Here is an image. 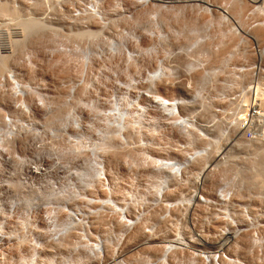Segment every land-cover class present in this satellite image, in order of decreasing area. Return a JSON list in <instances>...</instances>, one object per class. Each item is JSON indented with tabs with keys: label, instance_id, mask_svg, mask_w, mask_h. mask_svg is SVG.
<instances>
[{
	"label": "rangeland",
	"instance_id": "1",
	"mask_svg": "<svg viewBox=\"0 0 264 264\" xmlns=\"http://www.w3.org/2000/svg\"><path fill=\"white\" fill-rule=\"evenodd\" d=\"M69 4L70 0H0V41L8 42L6 50H0V54L12 57L3 62L7 72L0 67V119L3 116L9 118L8 114L21 115L20 110L15 107L13 96L7 91L10 88L13 95L16 94L19 98V104H22L23 100L20 102V99L24 94L22 89L18 88L20 95H17L13 85L14 74L22 83H32L39 92L36 95L42 94L40 97H43L46 90H49L55 97V102L64 104L62 97L66 91L61 80L67 79L69 73L52 66L47 57V50L51 46L59 48L68 34H71L69 37L73 42H77V46L91 48L96 54L101 52L105 59L99 63L107 68L106 72L110 78L101 81L97 77L94 81V74V84L82 88V93H90L95 99L83 97L82 102L72 106L66 104L64 111L82 112L85 115L97 108L105 112L113 111L111 122L117 124L123 123L124 120L126 126L131 121L127 119L126 114H115L113 98L117 93L126 91L120 88V84L140 81L133 85L132 91L133 94L142 95L146 103L152 105L149 109L151 119L139 121L134 129L126 127V143L122 142L121 138L105 139L106 136H111L110 132L101 137L96 132L91 139V143L103 141L100 144L103 150L102 158L115 162L117 166L115 171L105 170V174L110 176L108 178L113 184V201L119 205L125 201L129 204L130 211L126 216L129 225L124 222V215L113 214L108 207L106 183L95 178L94 165L91 162L92 153L89 151L91 143L87 142L88 138L70 146L53 141L58 152L70 155L73 159L72 167L75 171L69 181L57 185L56 189L51 185L41 188L42 195L37 194L35 188H28L27 191L19 187L15 191L10 189L12 195L9 198V206L0 208V227L3 226L4 220H11L21 228V231H14L16 237L25 239L28 236L36 244H43L46 240L44 233L55 229L63 247L49 245L46 251H41L35 248V245H17L13 248L17 262L13 264H25L27 256H31L35 264H57V254L63 256L65 264H100V261L107 263L117 248L126 252L135 246L146 244L149 240L161 243L170 241L171 238L184 239L191 243L192 248L201 249L205 248V241L207 249L212 250L219 248L220 243L225 241H221V235L230 236L229 231L236 229L241 232L231 239L233 243L230 242L228 246L231 244L233 248L228 250V253L249 264H264V139L262 145L240 142L237 145L225 146L227 143L225 144L223 137V130L232 127L238 117V111L243 105L241 101L246 95L245 87L252 86L247 85L251 79L249 74L240 76L239 72L233 69L235 63L242 62V56L238 52L233 54L228 70L211 71L207 80L201 76V72L193 71L203 69L207 64L204 62L205 58L202 60L204 54L198 51L202 46L211 44L214 50L219 48V28L207 27L203 32L194 35V39L198 41L192 47L181 48L178 44L168 50L157 51L161 65L169 77H165L162 82L150 80V83H145V68L153 65L154 52L151 56L146 55L143 63L138 60H126L123 52L126 48H156L157 39L152 38L150 33L142 34L139 30L142 24L150 25L146 21L147 16L158 12L160 19L170 27H161L162 39L171 41L173 33L177 32L176 23L182 21V15L197 18L203 12L198 9L178 8L175 12L182 10L176 17H172L175 12L160 11L157 6H148L136 10L133 17L128 19L122 11L132 9V0H80L82 17L74 19L67 11ZM91 5L103 19L96 16V13L91 14L88 9ZM231 7L232 14L239 18L243 17L247 10L240 2L233 3ZM180 17L181 19L177 20ZM32 19L39 24L33 33L28 30V23ZM190 24L191 21L188 26ZM222 26L224 28V24ZM123 28L136 30L141 36L127 37L122 32ZM183 29L179 40L188 35L186 29ZM82 30H90L92 33L84 37L74 35V32ZM22 36L28 38L26 50L17 48L13 52L12 41ZM237 49H240L239 46ZM211 57L215 59V55L212 54ZM180 58L192 61V67L177 64L176 59ZM151 70L148 68L146 73ZM156 73L162 72L157 70ZM239 77L243 84L235 81ZM176 78L185 83L192 79V85L189 88L185 85H173L171 80ZM117 80L119 84L116 83ZM157 96L166 99L182 96L194 102L188 107L189 110L182 108V112L192 113L194 130L198 135L203 136L209 132L208 136L216 143L208 146L195 136L186 137L179 126L172 125L169 118L161 116L157 111L154 101ZM35 98H28L27 103L34 111L42 112L40 105L43 101L39 102ZM23 110L25 111V108ZM19 121L32 126V122L25 116ZM205 124L206 131L202 126ZM44 125L45 122L41 121L37 130L44 132ZM15 129L16 132L19 131L18 127ZM233 136L234 134L231 138ZM48 138L52 139L51 134H48ZM16 141L17 135L13 133L12 139L7 141L10 153L3 159L12 165L23 167L12 155L13 152L20 155ZM204 146L208 148L206 161L211 164L199 161L197 157L193 161L190 160L184 180L176 178L168 167L156 164L157 159L180 160L181 162L176 161L172 166L176 165L174 169L183 171L186 154ZM210 166L212 167L205 181L198 183L195 171L201 168L198 176L202 177ZM78 170L81 171V178L76 176ZM116 172L119 173V179L116 178ZM13 179L24 182L19 176ZM196 190L213 203L208 209L202 208V214H192L189 208L192 194ZM219 194H223L226 199H220ZM45 203L48 204L42 207ZM26 208L30 210L28 214L23 213ZM73 209L82 211L76 214L65 211ZM95 245L101 247L100 252L104 253V260L99 258L100 253ZM149 248L142 249L144 254L155 256L159 253ZM197 261L186 253H178L180 264H201ZM138 263L139 259L133 261V264Z\"/></svg>",
	"mask_w": 264,
	"mask_h": 264
},
{
	"label": "bare ground",
	"instance_id": "2",
	"mask_svg": "<svg viewBox=\"0 0 264 264\" xmlns=\"http://www.w3.org/2000/svg\"><path fill=\"white\" fill-rule=\"evenodd\" d=\"M240 2V5L246 6L247 10L245 11L243 17L239 18L237 16H234L232 14V7L231 5L233 3ZM70 7L67 9L69 14L74 19H80L81 11H80V0H70ZM132 9H124L122 12L128 17V19H131L136 12V10L143 9L144 7L148 6H157L158 10L160 11H166V12H175L178 8L182 9H190V10H201L203 12L202 15H198L200 17L195 18L194 16H187L182 15V21H175L177 32L173 33L172 40H164L163 38V32L161 27H169L166 25L165 21H162L160 19L159 14H153L149 15L146 18V21L150 25H140L139 30L142 34L150 33L152 38L157 39V46L156 48H144L139 47L138 49H129L126 48L123 52V55L125 56L126 60H138L143 63V60L145 59L146 55L151 56V53L154 52L155 60L153 65L150 67L145 68V74L144 78L147 80L155 81V82H162V80L165 77H169L166 75L165 68L161 65V60L159 59V55H157V51H165L168 50V48L174 46V45H181V48H189L194 46L197 43V39H194V35L197 34L200 31H204L205 28H210L214 26L217 29L218 32L221 34V41H218L217 47L218 50H214L212 48L211 44H205L200 48L199 53L204 54L205 58L204 62L207 64L204 66V68L200 69H193V71H199L201 72V76L205 78L206 80L210 77L211 71H218V70H228L227 67L232 63L231 56L235 53H239L241 58V63H235L233 66V69L239 72L240 76H244L246 74H249L251 76L250 81L247 85L252 84V86H246V95L241 101L243 106H246L242 112H245V110L248 109L252 104H254L256 101H259L260 108H261V116L262 118L259 120V123L264 124V72H261L264 70V33L261 31H264V0H223V1H217V0H132ZM91 14H97L98 11H96L93 7V5L88 8ZM180 9V10H182ZM65 10V8H63ZM178 10L175 12V14L172 15V17H176L180 12ZM159 11V12H160ZM100 19H103L101 14H97ZM181 17L177 20H180ZM189 21H191V24L188 26ZM224 24V28L222 26ZM28 30L30 32L36 31V29L39 27V24L32 19L30 23H28ZM184 26V27H181ZM226 27V28H225ZM170 28V27H169ZM188 32L187 37L185 36L182 40L178 39L180 38V34L184 32V29ZM221 29V30H220ZM261 30V31H259ZM123 34L127 37H139L141 34H137L138 32L136 30H131L130 28H123L122 30ZM92 32L90 30H82L79 32H74V35L77 37H84L86 35H90ZM193 34V35H192ZM69 36L71 34H68ZM66 37L64 42L61 44V46L57 49L49 47L47 50V57L52 66L57 67L61 71H67L69 73V77L67 79H62V84L65 87V95L62 97V101L64 104H69L72 106L74 103L82 102L84 98L86 99H95L92 98V94L88 93L87 95L82 93V88L89 86L93 83V75L95 74L96 81L97 77L102 81H104L107 78H110V75L108 72H106V69L103 65H101V61L105 59V57L102 56L101 52H98L96 54L95 50H92L91 48H82L81 46H77V42L70 37ZM176 39V40H174ZM76 42V43H75ZM255 44V46H253ZM162 45V46H161ZM239 46L240 49H237ZM159 49V50H158ZM255 49V51H254ZM236 50L235 52H233ZM215 55V59H212L211 55ZM97 55V58L95 56ZM259 57L261 59V65L263 66V69H260V71L255 72L253 68V63L256 60L255 56ZM99 60V61H98ZM159 63V65H158ZM177 64H185V67L191 68L192 67V61H188L186 58H180L176 59ZM244 65V66H243ZM151 68L150 73H146L147 69ZM157 70H160V74H157ZM84 71L85 73L81 74L80 72ZM156 71V72H155ZM192 71V72H193ZM191 72V74H192ZM8 74V73H7ZM5 74V75H7ZM14 74V73H13ZM4 75V76H5ZM3 76V77H4ZM14 80L13 85L15 88L22 89V93L24 94L23 98L20 99L23 100L21 102L22 106L18 107L19 104V98L11 92L10 88L7 90L11 96H13V101L15 102V107L20 110V116H17L16 114H8L9 118L6 119V116H3L0 119V132H2V135L0 134V140H2L5 136V134L12 132L15 127H18L16 125V121L23 118V116L26 117L27 120H30L31 114L34 112V110L31 108L30 105L27 103L28 98H35L37 92L35 86L32 83L24 84L22 83L17 76L14 74ZM2 77V78H3ZM172 84L175 85H185L187 88H189L192 84V79L188 83H185L183 80H180L176 78L175 80H171ZM238 84H243V81L239 77V79L235 80ZM29 89L31 91H29ZM42 95V94H40ZM40 95H36L35 98L37 101L41 102L43 101V104L47 101L44 99V97H53L52 94H50L49 90H46V93L43 97H40ZM40 98L39 100L37 98ZM146 97H150L147 96ZM151 98V97H150ZM187 100V99H186ZM189 100V99H188ZM155 104L157 111L160 113L161 116H166L170 119V122L172 125H177L180 127L181 132L186 136H195V138L202 142L204 144L210 146L212 143H216L212 137L208 136L209 132L205 133V135H198V133L194 130V121L192 120V113L182 112V108L185 106L183 103H177L176 98L172 99H166L162 98L160 96L155 97ZM191 101V100H189ZM24 106V107H23ZM242 106V107H243ZM23 107V108H22ZM190 107V104L187 106ZM27 108V111H24L23 109ZM43 110V109H42ZM108 112V111H107ZM75 113V115H74ZM82 112H73V111H61L60 112V118L63 121H66L69 125H75L80 122L79 117H81ZM114 116V115H113ZM113 116L107 117V120L112 121ZM125 118V117H124ZM243 118V115H241V111L238 115V119L235 120V123L232 127H230L227 130H223V137L225 138V146L228 145H237L240 144V142H245L248 144H259L262 145V140L264 139V129H262L261 134L257 135L255 140H247L244 137V130L243 124L241 123V119ZM12 121V125L10 126L7 121ZM31 121V120H30ZM115 125L116 123H112ZM124 124V120H123ZM125 125V124H124ZM203 129L206 131L207 125H202ZM116 129L109 128L107 124L105 126H98L97 127V134L101 136L108 135L106 134L110 132L112 134ZM44 131V129H43ZM127 129L124 131L126 132ZM221 131V129H220ZM219 131V133H220ZM124 132L121 134L122 138L121 141L126 143L127 138L124 135ZM196 132V133H195ZM234 134V136L231 138V135ZM3 149L6 153H9V147L8 143H5ZM225 149V148H224ZM207 147H199L197 150L193 152H188L186 154L185 162L183 171L174 169L176 168V165L172 164L176 161L181 162L180 160H166V159H157L156 164L160 167H168L171 172L178 178L179 180H184L186 178V173L188 172L187 166L190 163V160L193 161L196 157L198 160L205 161L206 163L208 161L207 158ZM211 164L210 162H208ZM204 164V163H203ZM211 167L208 168L206 173L200 177L198 176L199 171L201 168L195 172H197L196 175V181L198 183L204 182L206 179V175L211 170ZM195 169V168H194ZM193 172V173H195ZM192 173V174H193ZM81 171L77 172L76 176L81 178ZM75 176V177H76ZM109 175L106 176L105 172L103 174V178H99L100 180L104 181L106 183V193H107V203L108 207L111 210V213L113 214H122L124 215V222L129 225L128 218L126 217L128 214V211H130L128 202H120V205L113 201L115 195L113 193V184L111 183V180L108 178ZM220 199L225 200V196L223 194H219ZM213 203L210 199H208L202 192H193L191 201H190V211L192 214H202V211H204L202 208L208 209L209 206H211ZM29 209L26 208V210L23 213L28 214ZM67 213L70 214H76L80 213L82 210H65ZM93 212V211H91ZM132 225V224H131ZM14 231H21L20 225L16 224L14 222H11L10 220H6V226L2 227L0 229V264H13L14 262H17V257L13 254V248L17 245L21 246H27V247H34V244L32 243V240L30 237L20 238L16 237L14 235ZM225 232V231H222ZM231 233L230 236H224L221 235V241L225 240L224 242L220 243L218 246L219 248L215 249H207V244L202 238V241L205 243V248H192L191 243L187 242L184 239H178V238H171L170 241L167 242H153L155 240H149L146 241V244L142 246H135L132 249L123 252V250L117 248L115 253L113 254L112 258L107 262L104 263L103 261H100V264H133V261L135 259H139L140 263L138 264H180L178 262V253L184 254L186 253L187 256L194 258L198 260V263L201 264H249L248 262H245L243 259L232 256L228 253V250L233 248L231 246L229 248L228 244L231 242V239H234L236 236L239 235V232L241 230L236 229L233 231H229ZM180 242H183L181 244ZM233 243V242H231ZM200 245V243H199ZM97 245H95L96 247ZM227 246V247H226ZM264 247V245H262ZM144 247H150L149 249L157 250L159 253L155 256H149L144 254V250H142ZM155 247V248H152ZM226 247V248H225ZM99 258L101 260L103 259V254L100 252V248L98 247ZM229 248V249H228ZM150 251V250H149ZM104 252V251H103ZM135 258V259H134ZM31 256H27L25 258L26 263L25 264H33ZM104 260V259H103Z\"/></svg>",
	"mask_w": 264,
	"mask_h": 264
},
{
	"label": "clouds",
	"instance_id": "3",
	"mask_svg": "<svg viewBox=\"0 0 264 264\" xmlns=\"http://www.w3.org/2000/svg\"><path fill=\"white\" fill-rule=\"evenodd\" d=\"M27 39V36H22L13 40V52L17 48L26 50ZM7 46V41H0V50H6ZM11 58V56L0 54V67H3L5 72L8 69L3 62ZM144 82L150 83V80ZM116 83L119 84L120 82L117 80ZM137 83H140V81L120 84V88L126 89V91L117 93L113 98L115 114H126L127 119L131 121L126 126L122 122L113 125L110 120L101 119V117L107 118L113 116L114 112H105L99 108L88 112L87 115L82 113L81 117H79V123L69 125L59 115L67 105L55 102L52 97H44L47 102L40 105V108L43 109L42 112L37 110L31 114L30 120L32 126L17 120L16 125L19 131L16 132V129H13L12 132L5 134L4 138L0 140V147H4L5 143L11 140L13 133H15L17 135L16 147L20 155H16L15 152L12 155L14 160L23 165V167L12 165L9 161L0 157V208L9 206V198L12 195L9 191L10 189L15 191L19 187L27 191L28 188H35L36 193L42 195L41 188L51 185L53 189H56L57 185H62L65 181H69V177L75 171L72 167L73 159L70 155L58 152L53 145V141L62 142L65 146H70L88 138L87 142L91 143L98 125L101 124H107L109 128L114 127L116 129L111 136H106L105 139L122 138L121 134L126 130V127L134 129L138 126L139 121L150 120L149 109L152 108V105L146 103L142 95L133 94V85ZM37 86L39 87V85ZM16 91L17 95H20L18 88ZM29 91L31 90L29 89ZM37 99L39 100L40 98L38 97ZM176 102H182L186 111L189 110L187 106L194 103L182 96H177ZM21 106L18 105V107ZM25 111H27V108H25ZM41 121L45 122L44 132L37 130V126ZM7 122L10 126L13 123L10 120ZM20 133H24L25 135H20ZM48 134H51V140L48 138ZM102 142L91 143V147L89 148V151L92 153L91 162L94 165L95 178L98 179L103 178L105 170L115 171L117 167L115 162L102 158L103 150L100 146ZM115 174L116 178L119 179V173L116 172ZM17 176L21 177L24 182L21 183L19 180L13 179ZM47 204H43L42 207ZM44 236L46 240L43 244H36L35 241L32 242L35 248L46 251L49 245L63 247V242L60 240L55 229L48 230L47 233H44ZM33 264H35V260H33ZM57 264H65V260L60 254H57Z\"/></svg>",
	"mask_w": 264,
	"mask_h": 264
},
{
	"label": "built area",
	"instance_id": "4",
	"mask_svg": "<svg viewBox=\"0 0 264 264\" xmlns=\"http://www.w3.org/2000/svg\"><path fill=\"white\" fill-rule=\"evenodd\" d=\"M253 46H255V44H253ZM254 51H255V49H254ZM255 58H256V60L253 63L252 69L255 72H257V71H260V69H263V66L261 65V59L259 57H257V55L255 56ZM261 72H264V70H262ZM242 106H241L240 110L238 111V115L241 111V115H243V118L241 119V123L243 124V127L245 128L244 137L247 140L253 141V140H255L257 135L261 134L262 129H264L263 128L264 124L259 123V120L262 118L260 104H259V101H256L254 104H252L250 107H248V109L245 110V112H242V111L244 110V108H246V106H243V107ZM6 119H8V118L6 117ZM237 119H238V117H237ZM0 134H1V136H3L2 132H0ZM8 147H9V145H8ZM9 153H6V154H9ZM6 154H5L3 147H0V157L3 158L6 156ZM4 226H6L5 220L3 222V226H1L0 229Z\"/></svg>",
	"mask_w": 264,
	"mask_h": 264
}]
</instances>
